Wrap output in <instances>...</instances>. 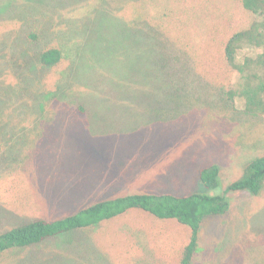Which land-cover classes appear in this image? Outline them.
<instances>
[{"label": "rangeland", "instance_id": "1", "mask_svg": "<svg viewBox=\"0 0 264 264\" xmlns=\"http://www.w3.org/2000/svg\"><path fill=\"white\" fill-rule=\"evenodd\" d=\"M50 1L26 18L13 1L0 17V234L127 194L201 191L213 164L226 186L264 155V113L229 98L240 75L225 46L255 20L242 0ZM52 44L82 45L71 73V57L37 63ZM60 85L65 98L47 97ZM190 238L177 220L132 210L0 264H180ZM199 247L193 264H264V191L231 194Z\"/></svg>", "mask_w": 264, "mask_h": 264}, {"label": "trees", "instance_id": "2", "mask_svg": "<svg viewBox=\"0 0 264 264\" xmlns=\"http://www.w3.org/2000/svg\"><path fill=\"white\" fill-rule=\"evenodd\" d=\"M13 1L17 0H0L1 18H6V14L16 10L11 4ZM22 1L26 5L17 9L14 13L15 16L21 13L19 16L22 15L23 18L33 17L39 8L35 6V3H38L37 0ZM242 4L255 20L247 29L234 33L226 43L225 58L228 64L240 75V83L236 89L229 91V98L238 101L248 114H263L264 0H242ZM54 6L50 0H44L42 7L46 11H52ZM58 18L67 22L69 20L66 17L63 18V15L59 16V13ZM53 21L56 25L58 20ZM69 23L71 22L69 21ZM72 31L80 32L78 29H72ZM53 32L54 29H52ZM70 33L74 35L73 32ZM37 37L38 34L29 33L28 38L36 39ZM73 43L74 41H72ZM54 44L39 52V55L35 57L37 63L41 69H50L59 66L62 61L71 57L74 60V63L69 67V73H71L78 63L82 52L79 50H81L80 46L82 45H77L74 50L69 51L67 44L64 45L65 48ZM62 88V85L58 86V92H52L47 97L65 98V96H60L63 95ZM199 175L203 189L188 195L170 193L127 194L99 201L64 218L51 221L38 219L14 227L0 234V258L10 250L38 245L47 239L67 236L74 232L96 227L104 221L114 219L129 211L141 210L158 219L177 220L191 229V238L180 264H193V259L200 250L199 233L203 222L208 218L226 214L230 208L231 194L248 192L258 196L264 191V155L253 158L246 165L241 177L225 184L226 186L221 185L220 169L215 164L202 168Z\"/></svg>", "mask_w": 264, "mask_h": 264}]
</instances>
